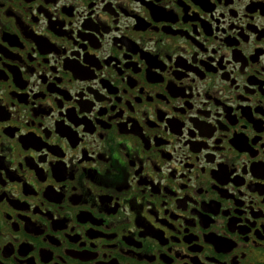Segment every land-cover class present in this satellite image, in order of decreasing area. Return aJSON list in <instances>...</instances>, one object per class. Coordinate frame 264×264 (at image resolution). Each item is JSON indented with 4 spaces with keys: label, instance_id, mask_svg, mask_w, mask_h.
<instances>
[{
    "label": "flooded vegetation",
    "instance_id": "af4514ba",
    "mask_svg": "<svg viewBox=\"0 0 264 264\" xmlns=\"http://www.w3.org/2000/svg\"><path fill=\"white\" fill-rule=\"evenodd\" d=\"M0 264H264V0H0Z\"/></svg>",
    "mask_w": 264,
    "mask_h": 264
}]
</instances>
